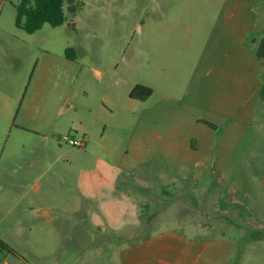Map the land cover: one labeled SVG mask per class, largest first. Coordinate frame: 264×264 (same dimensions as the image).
<instances>
[{
    "label": "rangeland",
    "instance_id": "obj_1",
    "mask_svg": "<svg viewBox=\"0 0 264 264\" xmlns=\"http://www.w3.org/2000/svg\"><path fill=\"white\" fill-rule=\"evenodd\" d=\"M18 1L0 0V95L9 102L10 129L35 128L40 114L52 113L61 136L90 138L87 146L78 148L62 143V137L44 140L28 132L1 137L0 166L35 177L23 189L0 190V241L12 250L0 244V264H25L24 257L30 264H114L119 247L131 239L115 237L108 223L102 233L83 221L98 207L88 205L79 193L91 181L89 171L115 166L119 154L133 156L156 140L129 136L134 123L167 94L170 83L180 80V73L167 70L161 30L152 28L163 16L154 9L179 7L180 0H81V10L67 14L65 25H45L32 35L15 26ZM254 6L264 20V0ZM174 11V18L180 16ZM259 29L264 36L262 22ZM68 49L74 57H67ZM95 71L104 75L98 77ZM137 85L154 90L152 98L131 100ZM152 150L160 151V145L155 143L147 154ZM127 160L130 165L139 161ZM38 209L51 211V216H41ZM184 212L171 204L155 225L195 236L200 232L183 227L181 218H189L194 220L189 224L214 227L213 236L235 242L231 264H264V223H227L213 215ZM128 215L121 216L123 223H130ZM98 246L105 252L92 253Z\"/></svg>",
    "mask_w": 264,
    "mask_h": 264
},
{
    "label": "crops",
    "instance_id": "obj_2",
    "mask_svg": "<svg viewBox=\"0 0 264 264\" xmlns=\"http://www.w3.org/2000/svg\"><path fill=\"white\" fill-rule=\"evenodd\" d=\"M256 2L180 0L179 7L154 9L163 15L152 28L162 32L167 70L180 73V80L171 82L167 94L150 106L152 112L134 123L129 137H156L150 148L157 143L161 150L119 154L117 165L89 171L91 181L79 193L98 207L83 221L102 233L108 223L115 237L131 239L119 247L114 264L232 263L235 242L213 236L214 227L189 224L194 220L186 217L183 227L199 234L156 227L171 204L183 207V216L203 213L227 223H264V59L258 55L264 20ZM9 117V102L0 95V141L23 132L44 140L62 137L52 113L40 114L35 128L11 130ZM89 138L83 134L86 146ZM130 157L138 163L128 164ZM34 177L0 166V190L23 189ZM127 213L129 224L121 218ZM98 249L92 253L105 252Z\"/></svg>",
    "mask_w": 264,
    "mask_h": 264
},
{
    "label": "trees",
    "instance_id": "obj_3",
    "mask_svg": "<svg viewBox=\"0 0 264 264\" xmlns=\"http://www.w3.org/2000/svg\"><path fill=\"white\" fill-rule=\"evenodd\" d=\"M15 26L27 34H35L45 25L58 28L68 22L67 14L75 16L82 8L81 0H19L15 5ZM73 51H66L67 57H74ZM258 55L264 59V39L258 49ZM153 95V90L144 85H137L130 93L133 100L145 101ZM212 128L213 125H210ZM1 246L12 252L0 241Z\"/></svg>",
    "mask_w": 264,
    "mask_h": 264
},
{
    "label": "built area",
    "instance_id": "obj_4",
    "mask_svg": "<svg viewBox=\"0 0 264 264\" xmlns=\"http://www.w3.org/2000/svg\"><path fill=\"white\" fill-rule=\"evenodd\" d=\"M61 142L78 148H84L86 146L84 140H76L71 138L69 135L62 136Z\"/></svg>",
    "mask_w": 264,
    "mask_h": 264
},
{
    "label": "water",
    "instance_id": "obj_5",
    "mask_svg": "<svg viewBox=\"0 0 264 264\" xmlns=\"http://www.w3.org/2000/svg\"><path fill=\"white\" fill-rule=\"evenodd\" d=\"M40 214H41V216H43V217H46V218L49 217V215H48V211H47V210H42V211H40Z\"/></svg>",
    "mask_w": 264,
    "mask_h": 264
}]
</instances>
